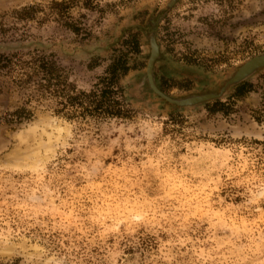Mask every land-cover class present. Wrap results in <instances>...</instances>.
<instances>
[{
  "label": "rangeland",
  "instance_id": "obj_1",
  "mask_svg": "<svg viewBox=\"0 0 264 264\" xmlns=\"http://www.w3.org/2000/svg\"><path fill=\"white\" fill-rule=\"evenodd\" d=\"M152 40L165 95L215 97L157 94ZM263 54L264 0H0V263L264 264V66L227 84ZM117 57L129 116L68 117ZM40 59L65 97L22 83Z\"/></svg>",
  "mask_w": 264,
  "mask_h": 264
},
{
  "label": "trees",
  "instance_id": "obj_2",
  "mask_svg": "<svg viewBox=\"0 0 264 264\" xmlns=\"http://www.w3.org/2000/svg\"><path fill=\"white\" fill-rule=\"evenodd\" d=\"M67 1H54L53 5L59 11H62L67 6ZM64 7V8H63ZM35 12L33 6L23 7L19 11V17L21 18H31ZM13 62V57L9 55L0 56V68L7 67ZM33 69L32 74L26 73V78L22 79V83H34L38 86H43L46 90L53 87V90L59 96H66L64 88H60V81L58 77V69L55 63L45 61L43 59L39 60V64L36 67H31ZM126 61L122 57L115 58L109 65L106 75L100 79V87L97 90L87 91H77L73 84L68 85L72 90V94L67 95V103H63L64 107L70 105L73 111H68V117L72 118L77 116L79 113L82 116H91L94 118H125L129 116L130 109L127 107L124 99L121 98V88L118 87V79L122 74H125L128 70ZM58 79V80H57ZM57 80V82H53ZM47 82L46 84L41 82ZM55 87V88H54ZM253 84L249 81H242L235 87V93L233 96H243L251 92ZM212 111H220L221 107L218 105H223L221 101L214 102ZM64 109H58L57 112H63ZM14 118L17 121L29 120L33 117V111L27 107L19 108L14 114ZM12 119V120H13ZM5 264V263H0ZM9 264V263H7Z\"/></svg>",
  "mask_w": 264,
  "mask_h": 264
},
{
  "label": "water",
  "instance_id": "obj_3",
  "mask_svg": "<svg viewBox=\"0 0 264 264\" xmlns=\"http://www.w3.org/2000/svg\"><path fill=\"white\" fill-rule=\"evenodd\" d=\"M158 55H159V46L157 45V43L154 40H152V51H151V56H150L149 63L147 66V77L149 79V82H150L152 89L157 94L161 95L162 97H164L165 99H167L171 102L178 103L180 105L192 104V103L204 101L206 99H210L212 97H215V95H213V94H205V95L194 96V97H190V98H186V99H182V100H174V99L170 98L169 96L165 95L157 87V85L155 84V81H154L153 64H154L155 59L158 57ZM263 66H264V54L250 59L247 62H245L243 65L240 66V68L233 75V77H231V79H229L227 81V84H236V83L240 82L241 80H243V78L246 77L247 74H249V73H251V72L255 71L256 69L263 67Z\"/></svg>",
  "mask_w": 264,
  "mask_h": 264
}]
</instances>
